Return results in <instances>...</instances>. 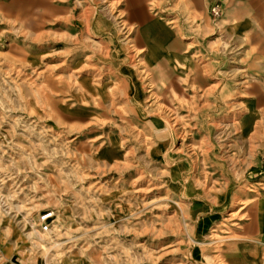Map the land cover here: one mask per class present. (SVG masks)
I'll return each instance as SVG.
<instances>
[{
	"label": "rangeland",
	"instance_id": "obj_1",
	"mask_svg": "<svg viewBox=\"0 0 264 264\" xmlns=\"http://www.w3.org/2000/svg\"><path fill=\"white\" fill-rule=\"evenodd\" d=\"M262 201L264 0H0V264H235Z\"/></svg>",
	"mask_w": 264,
	"mask_h": 264
},
{
	"label": "crops",
	"instance_id": "obj_2",
	"mask_svg": "<svg viewBox=\"0 0 264 264\" xmlns=\"http://www.w3.org/2000/svg\"><path fill=\"white\" fill-rule=\"evenodd\" d=\"M152 3V2H151ZM150 53L145 57V59L142 60V67L144 68L143 72L146 76V79L148 77L151 78V88L153 95L156 94L154 92V87L152 84L156 81L155 76L157 75L156 72L153 71L155 68V65L152 63ZM155 80V81H154ZM133 83L135 84V81L133 80ZM151 91V90H150ZM158 91L159 88H158ZM143 90L140 88L139 85L136 87L135 97H136V103L137 108H139V104L142 99ZM161 121V120H160ZM160 121H155L154 125L156 126L157 134H163V135H169V137H173V132L169 129V126L166 124H162ZM250 200V199H249ZM243 209V208H242ZM243 230L245 233H247L249 236L252 237H260L262 236L264 238V201H262L257 209V212L255 215L251 217V219H248L244 224ZM264 245L259 243H252V241L247 239L241 243L240 248H234V254L236 257L234 258L235 264H262L264 263V252H263Z\"/></svg>",
	"mask_w": 264,
	"mask_h": 264
},
{
	"label": "built area",
	"instance_id": "obj_3",
	"mask_svg": "<svg viewBox=\"0 0 264 264\" xmlns=\"http://www.w3.org/2000/svg\"><path fill=\"white\" fill-rule=\"evenodd\" d=\"M214 14H218L219 11L214 8L212 10ZM55 221V212L53 210H45L38 217V227L41 234H50L53 230V224Z\"/></svg>",
	"mask_w": 264,
	"mask_h": 264
},
{
	"label": "bare ground",
	"instance_id": "obj_4",
	"mask_svg": "<svg viewBox=\"0 0 264 264\" xmlns=\"http://www.w3.org/2000/svg\"><path fill=\"white\" fill-rule=\"evenodd\" d=\"M34 225V224H33ZM37 233V235H39L40 236V232H36Z\"/></svg>",
	"mask_w": 264,
	"mask_h": 264
}]
</instances>
